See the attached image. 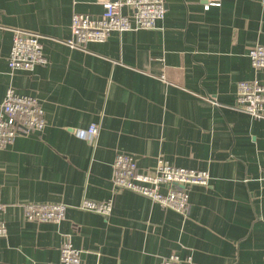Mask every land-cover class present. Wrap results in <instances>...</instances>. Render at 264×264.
Returning a JSON list of instances; mask_svg holds the SVG:
<instances>
[{"label": "crops", "instance_id": "0c3cea01", "mask_svg": "<svg viewBox=\"0 0 264 264\" xmlns=\"http://www.w3.org/2000/svg\"><path fill=\"white\" fill-rule=\"evenodd\" d=\"M102 0H0V104L8 88L38 99L41 132L0 149V264H60L70 240L81 264H264V119L235 107L240 81L264 80L248 51L264 46L261 0H165L154 30L111 33L70 49L74 13ZM127 15L129 10L122 9ZM40 36L45 66L10 71L12 31ZM99 127L95 142L81 137ZM116 153L140 172L162 159L209 173L189 189V213L161 209L111 183ZM111 201V214L76 209ZM66 204L60 223L24 218L26 204Z\"/></svg>", "mask_w": 264, "mask_h": 264}, {"label": "built area", "instance_id": "2783aa9c", "mask_svg": "<svg viewBox=\"0 0 264 264\" xmlns=\"http://www.w3.org/2000/svg\"><path fill=\"white\" fill-rule=\"evenodd\" d=\"M264 4V0H261ZM102 12L98 16L74 13L71 17V36L66 41L70 49L84 50L90 43H104L111 33L154 30L166 13L165 0H102ZM219 6V0H206L204 9ZM127 8L129 14L122 13ZM40 36L27 31H12V42L7 66L12 71H32L36 66H45ZM250 64L255 70H264V46L257 45L248 51ZM235 107L255 120L264 119V80L240 81L236 87ZM45 127V115L37 98L18 94L11 88L5 92L0 104V149L10 146L20 136L41 132ZM99 127L95 124L80 135L95 142ZM111 183L115 192L126 191L142 196L161 209L170 210L184 219L189 213V189L207 186L209 173L203 170L176 167L159 159L151 171L140 172L135 159L124 153H116L112 165ZM264 180V179H263ZM3 205L0 202V239L7 236L5 222L1 218ZM69 206L66 204H26L24 218L28 222L47 224L60 223L65 219ZM76 209L106 218L111 214L112 202L81 201ZM81 252L70 240L59 250L60 264H81ZM159 264H180L176 255H171Z\"/></svg>", "mask_w": 264, "mask_h": 264}]
</instances>
